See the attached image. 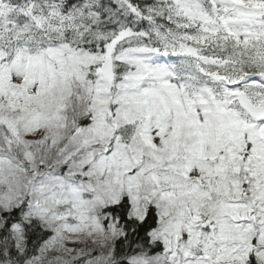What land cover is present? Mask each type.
Instances as JSON below:
<instances>
[{"label": "snow or ice", "instance_id": "snow-or-ice-1", "mask_svg": "<svg viewBox=\"0 0 264 264\" xmlns=\"http://www.w3.org/2000/svg\"><path fill=\"white\" fill-rule=\"evenodd\" d=\"M0 264H264V0H0Z\"/></svg>", "mask_w": 264, "mask_h": 264}]
</instances>
